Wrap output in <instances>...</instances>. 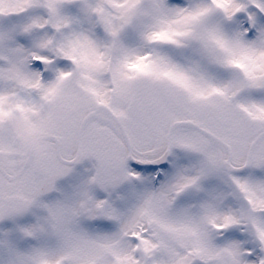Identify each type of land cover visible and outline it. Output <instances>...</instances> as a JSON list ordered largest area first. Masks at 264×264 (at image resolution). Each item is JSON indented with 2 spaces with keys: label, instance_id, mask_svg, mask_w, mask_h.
I'll list each match as a JSON object with an SVG mask.
<instances>
[{
  "label": "snow or ice",
  "instance_id": "snow-or-ice-1",
  "mask_svg": "<svg viewBox=\"0 0 264 264\" xmlns=\"http://www.w3.org/2000/svg\"><path fill=\"white\" fill-rule=\"evenodd\" d=\"M0 264H264V0H0Z\"/></svg>",
  "mask_w": 264,
  "mask_h": 264
}]
</instances>
